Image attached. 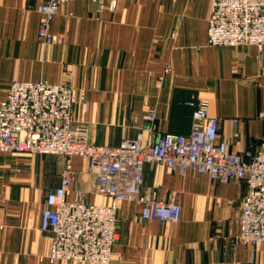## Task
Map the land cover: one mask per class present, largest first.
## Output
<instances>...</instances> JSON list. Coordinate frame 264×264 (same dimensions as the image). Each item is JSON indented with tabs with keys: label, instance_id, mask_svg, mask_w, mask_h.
<instances>
[{
	"label": "crops",
	"instance_id": "crops-1",
	"mask_svg": "<svg viewBox=\"0 0 264 264\" xmlns=\"http://www.w3.org/2000/svg\"><path fill=\"white\" fill-rule=\"evenodd\" d=\"M37 6L0 0V102L12 81L71 84L75 121L89 142L115 147L187 135L192 110L185 102L193 98L207 101L219 119L217 140L231 151L264 141V49L207 45L210 0H118L115 10L74 0L50 20V33L63 35L54 44L38 40ZM67 163L75 172L67 200L80 192L87 204H106L84 159L0 152V264H51V234L40 230V214ZM142 190L163 201L177 196L181 220H143L140 203L121 202L109 264H264V244L231 247L245 182L213 184L204 174L147 164Z\"/></svg>",
	"mask_w": 264,
	"mask_h": 264
},
{
	"label": "built area",
	"instance_id": "built-area-1",
	"mask_svg": "<svg viewBox=\"0 0 264 264\" xmlns=\"http://www.w3.org/2000/svg\"><path fill=\"white\" fill-rule=\"evenodd\" d=\"M38 3V40L54 44L62 34L49 31L50 20L61 6L74 0H33ZM99 7L115 10L118 0H89ZM206 21L209 46H254L264 49V0H210ZM166 66L165 73H169ZM80 91L79 99L83 100ZM77 92L71 84L47 81L9 84L0 102V152L17 156L53 155L78 157L87 162L94 177V192L106 204H87L83 194L68 201L74 170L63 169L59 185L45 195L40 230L51 234L45 257L51 264L71 261L109 264L118 240L116 213L123 201L141 204L143 220L177 224L182 207L177 196L166 201L143 192V169L161 165L184 175L188 171L206 175L210 182L243 181L246 192L240 199L239 231L231 247L242 244L251 249L264 244V141L240 153L217 140L219 119L211 117L206 100L185 102L191 108V129L187 135L164 133L157 140L126 139L118 146L91 144L84 126L76 123ZM264 117V115H260ZM153 120L152 112L146 116ZM238 120H233L236 127ZM237 135V134H236Z\"/></svg>",
	"mask_w": 264,
	"mask_h": 264
},
{
	"label": "rangeland",
	"instance_id": "rangeland-1",
	"mask_svg": "<svg viewBox=\"0 0 264 264\" xmlns=\"http://www.w3.org/2000/svg\"><path fill=\"white\" fill-rule=\"evenodd\" d=\"M208 45V44H207ZM217 47H224V46H217ZM226 47H229V46H226ZM256 48V47H255ZM257 49V48H256ZM111 254H112V250H111ZM112 256V255H111Z\"/></svg>",
	"mask_w": 264,
	"mask_h": 264
}]
</instances>
